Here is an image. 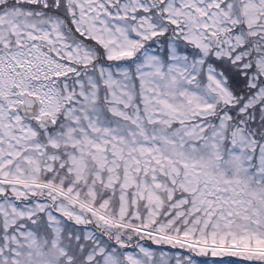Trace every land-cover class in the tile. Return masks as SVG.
<instances>
[{
  "label": "snow or ice",
  "instance_id": "snow-or-ice-1",
  "mask_svg": "<svg viewBox=\"0 0 264 264\" xmlns=\"http://www.w3.org/2000/svg\"><path fill=\"white\" fill-rule=\"evenodd\" d=\"M0 264H264V0H0Z\"/></svg>",
  "mask_w": 264,
  "mask_h": 264
}]
</instances>
